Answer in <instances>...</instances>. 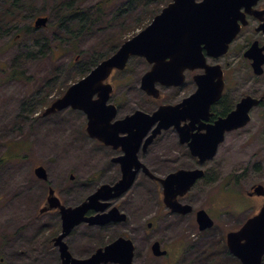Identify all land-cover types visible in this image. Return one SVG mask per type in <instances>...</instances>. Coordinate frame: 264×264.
<instances>
[{
    "label": "rangeland",
    "instance_id": "obj_1",
    "mask_svg": "<svg viewBox=\"0 0 264 264\" xmlns=\"http://www.w3.org/2000/svg\"><path fill=\"white\" fill-rule=\"evenodd\" d=\"M98 1L100 0H82L79 3L81 7L90 8ZM53 2L54 0L46 2L47 12L50 11ZM124 2L125 0H115L114 8L125 6ZM33 3L40 8L43 0H34ZM1 4L2 0L0 6ZM143 4L144 0L141 5L137 2L136 9L124 20L129 26L128 29L121 28L120 23L111 24L102 30H96L100 27L95 25V32L86 34L79 40L62 39L60 41L62 45H58L60 53L56 52L57 43L53 37L43 32L46 26L35 29L36 32H43L49 36L50 41L43 51L44 55H50L49 57L37 52L38 48L33 45V32L23 35L26 32L24 27L30 25L28 23L40 15L39 13L32 11L27 13V20H22L16 27L0 26V64L5 69V72L0 69V257L4 258L3 264H25V261H31L34 257L30 253L27 232L22 228L26 224L29 187L32 181L36 180L33 173L35 165L44 166L48 178L57 185L70 174H73L75 179H97L95 171H102L105 164L102 156L105 149L96 146L85 131V113L66 108L42 116L47 104H43L41 98L46 92L49 94L48 99L57 97L59 91L63 92L68 85L80 78L82 69L85 72L91 68L92 60L98 59L108 51L111 43L107 39L112 32L118 36L122 30L123 35L129 38L140 31L144 27L141 25L146 17L145 14L138 13ZM165 4L160 1L159 10ZM154 6H157L156 3ZM138 19L142 21L138 22ZM78 33L77 31L76 34ZM17 34L22 36L16 37ZM243 46L242 37L233 43L232 55H224L216 61L225 69L227 83L232 86L231 91L233 88L238 91L235 92L236 96L247 93L260 95L264 92V71L260 75L253 73L251 66L240 55ZM26 53L34 56H25ZM19 58L22 61L21 65L15 60ZM72 64L78 68L71 69ZM12 67L23 68L24 74L30 76V79H8V71ZM55 67L59 70H72V74L65 75L57 85L58 81L47 83L50 86L56 85L49 91L42 85L51 79L53 75L51 71ZM127 67L130 71H115L108 79L110 83L117 84L114 85L110 101L118 105L121 113L135 104H141L137 98L139 76L131 77L132 74L126 73L137 74L146 68V64L141 58L133 57ZM121 82L127 85L122 86ZM190 90L191 87L188 85V91ZM171 93L164 91V99ZM150 106L148 103L147 107ZM250 115L251 119L245 126L226 133L216 156L205 166L209 169V179L213 178L214 181L204 186L199 184L189 197L197 207L210 210L211 198H217L220 202L221 196L217 197L216 194L222 193L225 203L230 204L228 207L230 212H221L219 216L217 209L214 210V216L218 215L214 222H217L224 231L239 227L260 206V200L248 197L246 192L254 183L264 185V104L254 107ZM102 178L105 179L106 174L103 173ZM235 182L236 188L233 189L232 185ZM174 231L176 233L160 230L158 236L168 239L172 234L179 233L178 230ZM221 237L220 229L215 226L209 234L199 235L194 218L188 217L186 264H232L231 257L227 256L225 262L221 253L215 254L220 247L217 243ZM40 238L44 240L45 235H41ZM38 245L36 243L34 247ZM138 250L140 259L150 261V264L155 263L151 260L154 257L146 254L145 247Z\"/></svg>",
    "mask_w": 264,
    "mask_h": 264
},
{
    "label": "flooded vegetation",
    "instance_id": "obj_2",
    "mask_svg": "<svg viewBox=\"0 0 264 264\" xmlns=\"http://www.w3.org/2000/svg\"><path fill=\"white\" fill-rule=\"evenodd\" d=\"M252 10L254 12L251 14L246 13V22L242 24L235 39L229 44L227 52L222 54L232 55L233 43L243 37L244 46L240 55L245 58V62L249 66H251V59L245 55H260L259 48L262 49L264 55V0H258ZM201 48V54L207 55L203 46ZM216 60L217 58L207 57V61L210 63L217 62ZM145 64L146 68L137 74L134 72L126 74L141 78L142 74L150 68V64L146 62ZM122 71H130V69L126 66ZM205 73L206 69L204 68H186L184 81L181 85H157L159 89L157 98L146 95L139 87L141 93L139 92L137 98L141 104H135L134 107L123 113L119 112L118 108V117L123 118L138 109L152 113L162 104L175 105L181 102L184 98L195 93L196 81L194 77ZM216 79L217 77L214 78V80ZM223 82V90L220 96L210 103L206 116L199 114L194 120L188 116L180 117L179 122L162 128L147 142L152 130L157 126L156 122L146 134L139 136L134 143L132 142L134 147L131 150L122 145L123 141L119 142L124 138L123 136H128L129 133H120L119 136L123 138H116V145L104 144L97 138H92L96 146L105 149L102 154L105 159L102 171H95L97 179H75L74 175L70 174L68 178L54 185L48 178L47 171L46 178H40L35 174L34 170L40 164L35 165L33 173L36 180L32 181V185L29 187L26 224L22 228L24 232H27L30 253L34 257L31 261H25V264H78V260H87L98 250L104 251L106 246L113 243H116L114 249L126 253L129 244L125 240L128 239L132 243L130 264H150V261L140 259L141 255L138 249L142 247H145L146 254L154 257L151 259L155 261L154 264H186L188 263V217L194 218L199 235L209 234L214 226L220 229L222 237L217 243L220 247L215 254L221 253L224 257L229 256L232 259V264H240L239 258L232 254L227 246L228 232L236 230L240 226L224 231L217 222H214L213 226L209 228L202 230L198 228L196 216L199 209L206 210L213 221L218 215H221V212H230L228 208L230 204L225 203L222 193L216 194L217 197L221 196L220 202L217 198H211L212 208L210 210L197 207L189 198L191 192L199 184L204 186L214 181L213 178L209 179V169L205 166L214 159L219 148L218 145L211 158L201 161L199 154L193 153L191 144L195 142L197 135L204 133L207 127L214 124L219 117L226 116L246 95L236 96L235 92L238 91L234 88L231 91L232 86L227 83L224 68ZM121 84L122 86L127 85L123 82ZM188 85L191 87L190 91H188ZM164 91L172 93L164 99ZM249 94L260 97L264 95V92L260 95ZM148 103L151 104L150 107H147ZM263 104L264 99L260 100L256 107ZM111 121L113 122V119ZM138 124V122H132L130 125L136 130ZM98 151L101 150L98 149ZM195 168H201L203 174L194 181L189 189L184 188L188 169ZM124 170H135L131 183L125 189L123 184L116 185L122 179ZM103 173L106 174L105 179L102 178ZM102 184H107L108 188L102 191V195L95 197L86 205L83 220L76 222L77 219H81V209L76 208L87 201L88 197L94 194ZM255 184L249 187L246 195L259 199L261 206L264 201L263 195L248 194ZM165 185L172 188L169 187L165 190ZM235 186L236 182L232 188L235 189ZM219 203L222 204L218 206ZM188 204L191 207L190 211H188ZM216 209L219 214L215 217L214 210ZM160 230L170 233H176L174 230H178L179 233L172 234V237L165 239L158 236ZM43 234L45 235L44 240L40 238ZM60 235L61 238H59ZM155 242L159 243L160 251H164L162 254L153 252L152 247ZM36 243L39 245L34 247ZM3 263H5L4 258L0 257V264ZM79 264L83 263L79 262ZM99 264L121 263L108 260L101 261Z\"/></svg>",
    "mask_w": 264,
    "mask_h": 264
},
{
    "label": "water",
    "instance_id": "obj_3",
    "mask_svg": "<svg viewBox=\"0 0 264 264\" xmlns=\"http://www.w3.org/2000/svg\"><path fill=\"white\" fill-rule=\"evenodd\" d=\"M258 0H171L157 13L151 22L134 36L125 40L119 48L108 58L99 62L86 76L71 84L62 96L45 107L42 115H48L71 106L82 110L87 117L86 132L90 137L97 138L105 144L116 145V138H123L119 142L131 150L132 142L139 136L146 134L151 126L157 122L156 128L148 137L150 141L162 128H167L179 118H194L206 116L211 102L216 100L223 89L222 70L219 64H207L202 55V48L207 56L218 57L225 53L229 43L235 37L241 24L246 22V13L254 12L252 7ZM243 9V10H242ZM47 18L39 16L35 19L36 27L46 24ZM260 55H245L251 59V66L255 74L263 72L264 55L259 48ZM131 56L143 57L151 64L140 78V88L148 95L157 98L159 90L157 84L179 86L184 81L183 71L186 68H204L206 73L194 77L197 88L193 95L181 102L171 105L162 104L154 112L147 113L135 110L123 118L116 117L117 107L108 103L112 85L105 82L113 69H123ZM217 77L216 80L214 78ZM94 95L96 97L94 98ZM217 95V96H216ZM264 99L251 95L243 96L235 107L224 117H219L214 124L209 125L204 133L195 137L191 144L193 153L199 154L200 160L211 158L224 139L226 131L246 125L250 120V110ZM203 112V114H202ZM138 122L137 129L130 125ZM120 133L128 136L120 137ZM146 145V142H145ZM204 150V151H202ZM40 178H46V170L38 166L34 170ZM184 188H190L199 178L202 169H188ZM135 170L123 171V177L116 185L123 184L124 189L131 183ZM169 179V178H168ZM172 188L165 185L166 188ZM108 188L102 184L97 191L90 195L81 206V219L86 205L95 197L102 195ZM248 194L264 196V185L256 184ZM169 202V201H168ZM188 204V211H190ZM196 220L200 230L212 226L213 220L205 210L197 211ZM61 238V235L59 236ZM122 240V238H121ZM129 246L126 253L114 249L116 243L106 246L104 251H97L87 260H78L83 264H99L101 261H118L130 264L132 259L131 240H125ZM227 245L230 251L239 258L241 264H262L264 255V202L254 215L248 217L235 231L227 234ZM153 252L162 254L158 242L153 244Z\"/></svg>",
    "mask_w": 264,
    "mask_h": 264
},
{
    "label": "trees",
    "instance_id": "obj_4",
    "mask_svg": "<svg viewBox=\"0 0 264 264\" xmlns=\"http://www.w3.org/2000/svg\"><path fill=\"white\" fill-rule=\"evenodd\" d=\"M47 1L48 0H43V4L41 5V7L37 8L36 4L33 3L34 0H2V4L0 6V26L16 27V25L19 24L22 20H27L26 14L29 12L31 13V11L36 14L39 13L42 16H47L48 21L46 24V28L44 29L45 31L43 30V32H47L48 35L50 34L53 37V39L57 43L55 44L56 52L60 53L59 46L62 45L60 43L62 39L79 40L86 34H92L96 30H102V28H106L111 24L117 23H120L121 28H123L124 30L128 29L129 26L124 22V20L130 13H133V11L136 9L135 4L137 2L140 5L142 4V0H138L136 3V0H125V6L114 8L115 0H100L92 7L87 8L80 6L79 2L82 0H54L50 11L47 12V7H45ZM160 1H163V3H168L170 0H144V4L138 12L143 13V15L145 14L146 16L144 21H142V19H138V22L142 21L143 23L141 26H145L159 11L158 4ZM155 3L157 6H154ZM34 15L35 14H33V16ZM95 25L100 28H96L95 30ZM25 29L27 34H25L26 32H24L23 35H29L30 31L33 32V45L34 47L38 48L37 52L42 56L49 57L50 55H44L43 53L46 45L50 41V39L48 38L49 36L47 37V35L43 32H36L32 24L24 27V30ZM77 31L79 32L78 34H76ZM19 36L22 35H16V37ZM125 39L127 38L123 35L122 30L118 36L115 34V32H112L111 36L109 35L107 39L109 40L108 42L111 43L108 51L103 56H99L98 59L92 60L91 68L95 66L99 61L113 53ZM25 56L33 57L34 55H28V53H26ZM51 56L55 57L56 55ZM15 60H17V62L21 65L22 61L20 60V58ZM71 66V69L78 68V66L75 67L73 64ZM91 68L89 67L88 69H86V71L88 72ZM0 69L5 72V69L4 67H2V64H0ZM86 71L84 72L82 69V75L80 76V78L86 74ZM8 72V79H30V76L24 74V70L21 67H12V69ZM51 74H53L51 76V79L47 80L45 82V85L44 83L42 85L43 88H48L47 90L49 91L57 84H59L60 80L65 75L72 74V70H59V68L55 67L51 71ZM51 81L58 82L56 83V85L50 86L47 83H50ZM61 93L59 91L58 95H60ZM48 96L49 94L48 92H46L45 96L41 98L43 99L41 100L43 104H47L53 99H48ZM225 258L226 257H224V261L227 262Z\"/></svg>",
    "mask_w": 264,
    "mask_h": 264
}]
</instances>
